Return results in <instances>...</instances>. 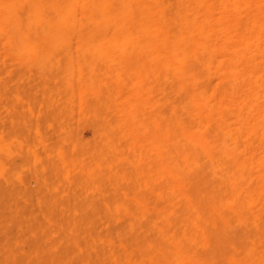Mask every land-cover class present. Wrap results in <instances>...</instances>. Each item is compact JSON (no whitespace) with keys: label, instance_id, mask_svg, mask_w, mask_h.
Returning <instances> with one entry per match:
<instances>
[{"label":"bare ground","instance_id":"bare-ground-1","mask_svg":"<svg viewBox=\"0 0 264 264\" xmlns=\"http://www.w3.org/2000/svg\"><path fill=\"white\" fill-rule=\"evenodd\" d=\"M0 264H264V0H0Z\"/></svg>","mask_w":264,"mask_h":264},{"label":"rangeland","instance_id":"rangeland-1","mask_svg":"<svg viewBox=\"0 0 264 264\" xmlns=\"http://www.w3.org/2000/svg\"><path fill=\"white\" fill-rule=\"evenodd\" d=\"M75 121H76V118L74 119ZM75 121H74V125H76V123H75ZM72 124V125H73ZM85 125H86V122H85ZM81 126H84L83 125V122H82V124H81ZM76 126H74V128H75ZM82 128V127H81ZM80 130V129H79ZM81 130H82V133H80L81 132ZM80 131H79V134L82 136V137H84V138H89L90 137V133H89V131L87 130V129H85V130H83V129H81ZM76 132V131H75ZM30 185H33V184H30ZM31 187H33V186H31Z\"/></svg>","mask_w":264,"mask_h":264}]
</instances>
